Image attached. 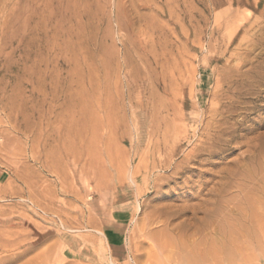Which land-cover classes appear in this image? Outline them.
Masks as SVG:
<instances>
[{
	"label": "rangeland",
	"instance_id": "374dc122",
	"mask_svg": "<svg viewBox=\"0 0 264 264\" xmlns=\"http://www.w3.org/2000/svg\"><path fill=\"white\" fill-rule=\"evenodd\" d=\"M0 264H264V0H0Z\"/></svg>",
	"mask_w": 264,
	"mask_h": 264
},
{
	"label": "bare ground",
	"instance_id": "6f19581e",
	"mask_svg": "<svg viewBox=\"0 0 264 264\" xmlns=\"http://www.w3.org/2000/svg\"><path fill=\"white\" fill-rule=\"evenodd\" d=\"M233 105V104H232ZM231 110V109H230ZM230 114V113H229ZM231 116L230 115H226L224 117H222V115H220V118L219 119H215L214 123H213V129L215 130L216 134H220V133H223L225 130L223 129V126L228 124V119L230 118ZM215 140H220L218 135L215 137ZM207 141H210L212 144H208V148L205 150V154L207 155H211V148L213 147V144L215 143L213 141V138H209L207 139ZM257 204V203H255ZM254 209V208H253ZM258 216V215H257ZM248 218V217H247ZM263 222V220H262ZM230 226V225H229ZM247 228V227H246ZM253 230V229H252ZM251 232V231H250ZM232 234V233H231ZM240 234V233H239ZM255 236V235H254ZM243 238V237H242ZM248 239V238H247ZM255 239V238H254ZM250 240V239H249ZM245 242V241H244ZM235 251V250H234Z\"/></svg>",
	"mask_w": 264,
	"mask_h": 264
}]
</instances>
